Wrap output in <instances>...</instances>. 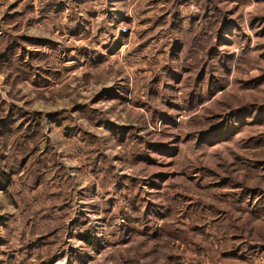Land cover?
I'll use <instances>...</instances> for the list:
<instances>
[{
  "label": "rangeland",
  "instance_id": "rangeland-1",
  "mask_svg": "<svg viewBox=\"0 0 264 264\" xmlns=\"http://www.w3.org/2000/svg\"><path fill=\"white\" fill-rule=\"evenodd\" d=\"M234 2L24 0L0 264H264V0Z\"/></svg>",
  "mask_w": 264,
  "mask_h": 264
},
{
  "label": "crops",
  "instance_id": "crops-1",
  "mask_svg": "<svg viewBox=\"0 0 264 264\" xmlns=\"http://www.w3.org/2000/svg\"><path fill=\"white\" fill-rule=\"evenodd\" d=\"M188 2V0H186ZM205 1V0H200ZM230 3L235 4L234 0H229ZM182 2V1H181ZM183 3V2H182ZM181 3V8L183 5ZM118 11H116L117 13ZM30 16L33 19L31 10L24 7V0H0V64L7 61L9 56H13L16 60L22 59V46H24V39H33L27 36L24 37L23 33V18ZM180 43L178 42V53L183 54L184 49L190 48L193 40V35H186L190 33L193 26L192 21L180 15ZM32 23V21H31ZM192 32V29H191ZM32 41V40H30ZM194 44V43H193ZM177 53V52H176ZM5 69V67H3ZM5 75L0 72V80Z\"/></svg>",
  "mask_w": 264,
  "mask_h": 264
},
{
  "label": "built area",
  "instance_id": "built-area-1",
  "mask_svg": "<svg viewBox=\"0 0 264 264\" xmlns=\"http://www.w3.org/2000/svg\"><path fill=\"white\" fill-rule=\"evenodd\" d=\"M120 32L125 33L126 30L125 29H120Z\"/></svg>",
  "mask_w": 264,
  "mask_h": 264
}]
</instances>
